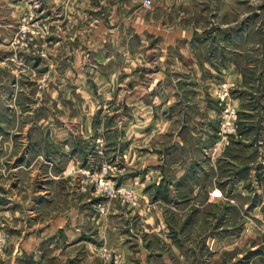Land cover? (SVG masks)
<instances>
[{"label":"rangeland","instance_id":"1","mask_svg":"<svg viewBox=\"0 0 264 264\" xmlns=\"http://www.w3.org/2000/svg\"><path fill=\"white\" fill-rule=\"evenodd\" d=\"M111 1L0 0V264H264V0Z\"/></svg>","mask_w":264,"mask_h":264},{"label":"crops","instance_id":"2","mask_svg":"<svg viewBox=\"0 0 264 264\" xmlns=\"http://www.w3.org/2000/svg\"><path fill=\"white\" fill-rule=\"evenodd\" d=\"M105 1H109L110 2V0H105ZM160 2H169V4H171L172 3V1L173 2H176V0H159ZM112 3H113V5H115V8H117V9H120L121 8V6H120V3H119V0H112L111 1ZM128 10H130L131 8L130 7H126Z\"/></svg>","mask_w":264,"mask_h":264},{"label":"built area","instance_id":"3","mask_svg":"<svg viewBox=\"0 0 264 264\" xmlns=\"http://www.w3.org/2000/svg\"><path fill=\"white\" fill-rule=\"evenodd\" d=\"M144 5H145V7L149 8V7H151L152 3L150 0H145Z\"/></svg>","mask_w":264,"mask_h":264}]
</instances>
